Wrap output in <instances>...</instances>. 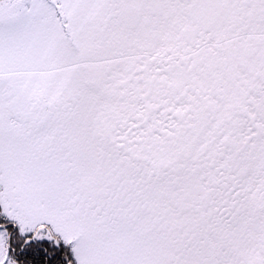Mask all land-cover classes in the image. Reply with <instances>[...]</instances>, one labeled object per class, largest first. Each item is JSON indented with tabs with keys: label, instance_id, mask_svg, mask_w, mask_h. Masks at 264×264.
I'll return each mask as SVG.
<instances>
[{
	"label": "snow or ice",
	"instance_id": "1",
	"mask_svg": "<svg viewBox=\"0 0 264 264\" xmlns=\"http://www.w3.org/2000/svg\"><path fill=\"white\" fill-rule=\"evenodd\" d=\"M0 264H264V0H0Z\"/></svg>",
	"mask_w": 264,
	"mask_h": 264
}]
</instances>
